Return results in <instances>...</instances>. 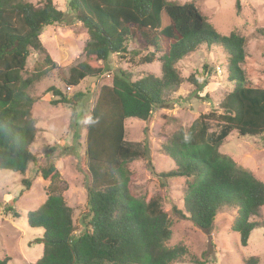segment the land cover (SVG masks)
Returning a JSON list of instances; mask_svg holds the SVG:
<instances>
[{
  "label": "trees",
  "instance_id": "trees-1",
  "mask_svg": "<svg viewBox=\"0 0 264 264\" xmlns=\"http://www.w3.org/2000/svg\"><path fill=\"white\" fill-rule=\"evenodd\" d=\"M68 9L71 22L51 0L37 7L26 0H0V172L23 175L29 164H37L29 150L36 137L30 90L53 71L54 62L45 55L30 76L23 78L22 73L31 53L45 54L39 39L44 28L76 21L87 31L83 60L69 69L64 80L70 88L101 77L108 59L126 54L129 44L147 52L143 63H160V76L148 74L131 81L130 75L120 70L113 75L111 87L100 88L87 120L86 150L79 165L86 177L92 217L78 235L72 209L56 187L60 176L50 159L57 150L46 151L48 161L40 176L50 182L47 198L26 215L28 227L43 232L36 240L42 245V254L34 264H173L186 254L182 245L167 246L171 222L161 199L145 200L133 194L128 164L137 159L150 161L149 148L125 141L124 122L148 121L153 109L164 104L163 95L179 88L178 63L201 46L224 50L226 79L232 90L219 102L218 116L214 112L200 115L170 137L162 152L174 162V168L154 175L163 188L167 180H186L182 211L201 231L211 229L223 207L234 208L231 230L238 234L240 246L246 247L251 232L264 228V223L251 221L264 207V182L219 152L232 131L239 138L264 136V90L251 86L241 67L247 57L245 39L235 32L220 35L190 2L68 0ZM235 10H239V0ZM256 32L264 40V28ZM189 81L197 84L192 76ZM48 91L56 98L50 102L52 106L73 107L83 97L76 93L67 98L53 87ZM210 120L219 122L218 132H209ZM78 139L74 133L73 141ZM23 184L28 186L27 181ZM8 261L4 258L0 264ZM194 263L208 264L207 260ZM245 264L256 263L247 260Z\"/></svg>",
  "mask_w": 264,
  "mask_h": 264
},
{
  "label": "rangeland",
  "instance_id": "rangeland-1",
  "mask_svg": "<svg viewBox=\"0 0 264 264\" xmlns=\"http://www.w3.org/2000/svg\"><path fill=\"white\" fill-rule=\"evenodd\" d=\"M44 1L26 0L36 7ZM51 1L71 22L68 0ZM166 1L194 3L220 35L235 32L243 37L247 57L242 70L251 86L264 90V40L256 32L264 28V0H239L238 12L235 10L236 0ZM39 39L45 54L29 55L23 78L30 76L45 55L54 62L55 68L30 90L34 99L31 112L36 137L29 150L36 157L37 164H29L23 175L0 172V260L9 259L7 264H34L41 257L42 245L36 240L42 237L43 232L29 228L26 215L35 211L47 198L50 182L43 181L40 176L41 168L48 161L45 160L46 151L50 148L57 150L50 159L60 176L56 187L61 191L66 205L72 209L75 235H78L86 230L92 217L87 206V181L79 165L86 150L87 120L100 88L111 87L113 75L120 70L128 73L131 81L148 74L160 76V63H143L147 52L138 51L135 45L129 44L126 54L108 59L107 71L101 77L84 80L77 87L70 88L64 80L68 77L69 69L83 60V48L88 41L86 29L76 21L71 25H54L44 28ZM226 61L222 48L201 46L197 52L178 63L177 69L182 78L179 88L163 95L164 104L153 109L148 121L128 119L124 122L125 141L139 146L147 144L149 148L150 161L137 159L128 164L132 173L133 194L145 200L154 196L161 199L162 209L171 222L172 234L167 246L185 247L186 254L173 264H195L196 260L200 263L207 260L208 264H245L247 260H255L256 264H264V228L253 230L247 246L241 247L238 234L231 230L235 210L223 207L211 229L201 231L182 211L181 195L186 180H167V186L163 188L154 175L174 168V162L162 152V147L174 133L188 128L200 115L214 112L218 116L221 113L218 104L232 90V84L226 79ZM191 76L197 84L189 81ZM52 87L67 98L76 93L83 94V97L73 107L62 104L52 106L50 102L56 99L48 91ZM218 123L210 120V133L218 132ZM74 133L79 135L76 142L73 141ZM64 148L67 151L63 152ZM219 152L264 182V136L239 138L232 131L222 142ZM23 181H27L28 186ZM9 207L19 215L18 218L7 210ZM251 221L264 223V207L260 209L258 217L251 218Z\"/></svg>",
  "mask_w": 264,
  "mask_h": 264
}]
</instances>
